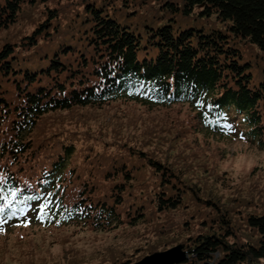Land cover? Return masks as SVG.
Segmentation results:
<instances>
[{"label":"trees","instance_id":"obj_1","mask_svg":"<svg viewBox=\"0 0 264 264\" xmlns=\"http://www.w3.org/2000/svg\"><path fill=\"white\" fill-rule=\"evenodd\" d=\"M40 2L0 0V31L20 19L35 24L36 14L26 7ZM84 3L83 13L58 9L50 14L54 21L0 47V187L4 193L17 189V201L38 197L16 204L23 213L5 209L0 230L32 222L105 232L146 221L151 207L158 214L193 203L189 194L201 203L170 167L133 150L159 176L158 190L134 193L129 186L134 165L120 155L108 156L106 165L98 162L109 184L99 191L97 175L86 181L75 171L71 131L33 139L51 112L101 108L122 97L153 106L187 103L202 130L234 134L264 150V0ZM130 16L144 23L128 22ZM46 201L41 217L39 205ZM205 204L201 228L206 229L182 243L189 259L179 264H264V214L247 216L254 239H242L226 209L211 199Z\"/></svg>","mask_w":264,"mask_h":264},{"label":"rangeland","instance_id":"obj_2","mask_svg":"<svg viewBox=\"0 0 264 264\" xmlns=\"http://www.w3.org/2000/svg\"><path fill=\"white\" fill-rule=\"evenodd\" d=\"M84 6V0L83 4L82 0H42L35 7L28 6V13L37 16L35 24L20 19L1 30L0 47L3 42L30 34L47 19L54 21L50 14L58 9L83 13ZM119 9V19H123ZM126 19L144 23L133 16ZM59 131L72 132L77 146L75 171L86 181L97 175L99 191L109 187L99 165H106L108 156L119 159L120 155L127 165H134V178L129 182L134 193L147 196L158 190L159 176L141 156L132 154L133 150L170 167L182 185L194 189L201 203L198 205L189 194L194 204L186 201L184 207L158 214L151 207L152 215L146 221L105 232L78 224H13L0 230V264H114L127 259L132 264L148 254L182 244L192 234L203 233L202 214L209 199L227 210L242 239H254L246 218L264 214V150L234 134L202 130L187 103L153 106L122 97L101 108L55 111L43 116L33 139L53 138L51 135Z\"/></svg>","mask_w":264,"mask_h":264},{"label":"water","instance_id":"obj_3","mask_svg":"<svg viewBox=\"0 0 264 264\" xmlns=\"http://www.w3.org/2000/svg\"><path fill=\"white\" fill-rule=\"evenodd\" d=\"M189 259V253L183 244H178L166 250L156 251L146 255L132 264H179Z\"/></svg>","mask_w":264,"mask_h":264},{"label":"snow or ice","instance_id":"obj_4","mask_svg":"<svg viewBox=\"0 0 264 264\" xmlns=\"http://www.w3.org/2000/svg\"><path fill=\"white\" fill-rule=\"evenodd\" d=\"M225 127H231L230 125H225ZM19 192L17 189H8L7 193H4V189L0 187V199L3 200V204H0V214L4 213L5 209L11 208L12 215H15L17 212L23 213L24 208H17L16 204L21 203L25 204L27 200L29 199H38V197H24L23 200L17 201V196ZM49 196H51V193H49ZM50 201H46L45 203H41L39 205V213L40 216L43 217L48 209ZM0 223H3L2 216H0Z\"/></svg>","mask_w":264,"mask_h":264}]
</instances>
